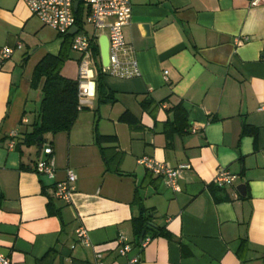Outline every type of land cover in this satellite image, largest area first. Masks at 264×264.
<instances>
[{"label":"crops","instance_id":"crops-1","mask_svg":"<svg viewBox=\"0 0 264 264\" xmlns=\"http://www.w3.org/2000/svg\"><path fill=\"white\" fill-rule=\"evenodd\" d=\"M83 29L89 36L107 32ZM124 36L122 59H134L136 73L103 76L116 101L98 103L96 88L71 129L45 134L39 152V141L23 142L39 120L41 91L31 77L44 55L58 54L64 37L23 0H0V48H14L0 60V250L11 264H95L96 253L105 264H128L116 242L124 234L134 243L127 257L141 252L135 264H264V4L132 0ZM73 51L61 70L69 79L78 76L80 54ZM179 104L189 130L168 138ZM126 111L136 123L119 120ZM96 132L116 136L117 145H100ZM46 145L53 179L34 171ZM101 148L109 158L121 153L117 172ZM142 156L168 167L188 164L180 191L139 164ZM221 167L238 178L217 188ZM67 169L77 176L68 203L53 196ZM143 208L152 210L151 240L140 250L131 220ZM80 226L90 246L77 238Z\"/></svg>","mask_w":264,"mask_h":264},{"label":"built area","instance_id":"built-area-1","mask_svg":"<svg viewBox=\"0 0 264 264\" xmlns=\"http://www.w3.org/2000/svg\"><path fill=\"white\" fill-rule=\"evenodd\" d=\"M30 12L38 17L40 21L54 29L59 35L64 36L73 26L77 31L72 35L71 48L80 54L78 60V109H82L89 104V99L95 95L97 75L96 60L94 54V41L98 39V34L89 36L83 30H79L76 25L75 13L81 9L83 25H91L95 33L106 30L109 41V65L102 67V72L120 78H126L136 73V61L134 59L123 60L122 53L127 46L124 27L129 23L131 16L132 0H23ZM78 1L77 10L74 9V3ZM264 4V0H251V5L256 6ZM18 43L16 48H20ZM14 48L3 46L0 48V60H6L11 57ZM167 71L164 72L166 75ZM193 132L196 129H192ZM12 137L15 133L10 134ZM15 142L9 143L13 147ZM42 151L45 158L37 160L34 171L38 175L54 178L55 166L53 158V149L50 145L43 146ZM137 162L143 165L149 172L163 179L164 184L173 192H179V179L184 170L190 166L182 164L177 167H168L149 156L140 157ZM238 175L232 173L225 167L218 168L213 183L218 188L232 185ZM77 176L71 170L67 169L65 180L54 184L53 196L60 201L70 202L71 194L75 189ZM79 241L85 246H90L91 242L86 229L82 226L75 230ZM151 240L146 236L141 238L137 245L142 250ZM119 256L126 257L128 264H135L141 259V252L132 257L127 254L132 250L133 241L120 234L116 239ZM95 264H105L102 261L100 253L95 254ZM0 264H11L10 257L0 250Z\"/></svg>","mask_w":264,"mask_h":264},{"label":"trees","instance_id":"trees-1","mask_svg":"<svg viewBox=\"0 0 264 264\" xmlns=\"http://www.w3.org/2000/svg\"><path fill=\"white\" fill-rule=\"evenodd\" d=\"M75 18L79 30H84L81 9L75 13ZM63 37L64 40L58 54L53 55L48 53L44 55L35 65L33 70L31 86L34 89H40L41 100L38 115L39 120L35 123L32 131L23 137V142L27 145L38 143L39 137H41L42 142L45 134H55L60 131L70 130L80 112L78 109V81L77 79L66 78L61 74L64 63L69 59L73 36L66 34ZM94 54L97 59V75L95 82L98 93V103H114L116 101L115 95L113 92L108 91L103 82V76L105 73L102 72L97 40L94 41ZM147 104L148 101L146 100L141 102V105L144 108L147 107ZM172 111L174 119L170 123V131H166V136L168 138L171 137L172 133L180 134L189 130L187 114L181 105L179 104L173 107ZM119 120L127 124H134L137 122V119L129 111L124 112ZM96 141L100 145L103 143H113L114 145H117L118 139L114 135H100L96 132ZM101 151L108 168H114V171L117 172L121 153L115 152L114 155L109 158L106 155L105 148H101ZM151 218L152 210L145 208L141 209L138 216L132 218V230L135 238L134 241L136 243H139L141 237L144 238L147 236L146 232L150 227L149 221ZM159 231L160 232H157L156 234H164L162 230ZM143 232L144 235L142 236Z\"/></svg>","mask_w":264,"mask_h":264},{"label":"water","instance_id":"water-1","mask_svg":"<svg viewBox=\"0 0 264 264\" xmlns=\"http://www.w3.org/2000/svg\"><path fill=\"white\" fill-rule=\"evenodd\" d=\"M78 1H75L74 3V9L77 10L78 7ZM143 29L145 33L148 35L150 33V26L148 24H143ZM77 31V28L75 26L71 27L69 31L67 32V35H73ZM98 46H99V52H100V60L102 67H107L109 65V41L106 34H101L98 37ZM38 146H39V152L41 150V137L38 138ZM238 190L240 193L244 194L245 186L244 184L239 185ZM144 235V232L142 233V236ZM142 238V237H141ZM140 238V240H141Z\"/></svg>","mask_w":264,"mask_h":264},{"label":"rangeland","instance_id":"rangeland-1","mask_svg":"<svg viewBox=\"0 0 264 264\" xmlns=\"http://www.w3.org/2000/svg\"><path fill=\"white\" fill-rule=\"evenodd\" d=\"M86 29H88V30H90V32H92L91 30H92V28H90L89 26H86ZM50 30V29H49ZM104 31H106V30H104ZM74 52V51H73Z\"/></svg>","mask_w":264,"mask_h":264}]
</instances>
